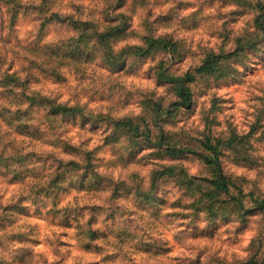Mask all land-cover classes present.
<instances>
[{"label":"rangeland","instance_id":"1","mask_svg":"<svg viewBox=\"0 0 264 264\" xmlns=\"http://www.w3.org/2000/svg\"><path fill=\"white\" fill-rule=\"evenodd\" d=\"M259 3L0 0V264H264Z\"/></svg>","mask_w":264,"mask_h":264},{"label":"trees","instance_id":"2","mask_svg":"<svg viewBox=\"0 0 264 264\" xmlns=\"http://www.w3.org/2000/svg\"><path fill=\"white\" fill-rule=\"evenodd\" d=\"M120 4V0H108V9L110 13H113L112 15H114L116 10H119L122 8V4ZM255 32L252 34H255L256 32L264 33V3H259L257 5V15H256V19H255ZM158 42H166V40L163 39H157L155 41V43ZM258 42H260V39L258 36H253V35H245L243 37H239L237 39V49L236 52L230 53L228 55H213L210 54L207 58V60L204 63V66L200 69L203 73H207V74H211L215 72V66L219 65L220 63H222L223 61L228 60L231 56L240 54V53H244L249 49H252L254 47L257 46ZM213 60H215L213 62ZM4 76L7 77H11L13 78V83H8V84H3L2 90L9 93H18L20 90H22L23 86L25 85L24 83L21 82V80L18 77V73L17 72H13V73H5ZM194 77L190 74L184 76V77H177L174 78V82H178L179 83V87L180 89V98L182 101H177L176 105L177 106H181V107H185V108H190L191 104L193 102V93L189 88L186 89H182V87L188 83H191L193 81ZM26 103L21 102L18 104V112L22 111L24 112L23 114L25 116H27V113H30V111L37 109L39 106H41L39 103L37 104H29L27 107H25ZM43 105V104H42ZM74 109L72 108H64L63 112L69 113L72 112ZM28 120L22 121V125L27 127L28 126ZM206 146L208 147L209 150L213 151V156H206V159L208 160L209 164L215 165L217 167V169L220 172L219 178L216 181V189L221 191V192H225V193H229L231 191V180L229 179V177L227 176V174L224 171V168L222 167L221 163L218 161V157H219V149L217 146L212 145L210 142L206 143ZM180 152H191V149H186V150H180ZM215 156V157H214ZM81 161V160H80ZM71 163H69L70 165H76V163L74 161H70ZM258 204V208L259 209H264V199L261 200H257ZM94 234V231H86L85 232V238L88 241H92L94 240V238H91V235Z\"/></svg>","mask_w":264,"mask_h":264}]
</instances>
